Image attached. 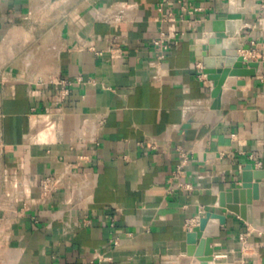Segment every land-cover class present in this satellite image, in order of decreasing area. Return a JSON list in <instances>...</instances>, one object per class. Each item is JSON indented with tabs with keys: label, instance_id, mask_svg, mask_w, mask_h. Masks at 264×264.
I'll return each mask as SVG.
<instances>
[{
	"label": "crops",
	"instance_id": "obj_1",
	"mask_svg": "<svg viewBox=\"0 0 264 264\" xmlns=\"http://www.w3.org/2000/svg\"><path fill=\"white\" fill-rule=\"evenodd\" d=\"M227 10L0 0V264H264V0L239 36L263 65L213 109L201 40ZM244 176L245 217L220 205ZM208 210L226 221L203 261L187 233Z\"/></svg>",
	"mask_w": 264,
	"mask_h": 264
},
{
	"label": "water",
	"instance_id": "obj_2",
	"mask_svg": "<svg viewBox=\"0 0 264 264\" xmlns=\"http://www.w3.org/2000/svg\"><path fill=\"white\" fill-rule=\"evenodd\" d=\"M254 2L255 0H244L243 2L242 0H228L227 13L223 16H216L212 20L210 37L207 38L208 34H205L201 40L207 48L202 51L203 72L208 79L213 81L211 90L213 98L211 108L213 109L228 102L229 98L235 94L236 87L244 84V80H236V77L255 76L263 65L260 60H245L244 56L239 53V49L243 47L239 41L243 14L251 11ZM251 186L250 177L244 176L241 188L233 190L235 200L240 194L241 207L224 201V196H229V192L220 194V205L245 217V210L252 203L249 190ZM263 196L262 192L259 197ZM254 197L257 198L258 195L255 194ZM225 221L226 217L223 214L210 210L200 216L198 223L187 233V253L203 261L212 260L214 248L211 243L214 237L219 235L220 224Z\"/></svg>",
	"mask_w": 264,
	"mask_h": 264
},
{
	"label": "rangeland",
	"instance_id": "obj_3",
	"mask_svg": "<svg viewBox=\"0 0 264 264\" xmlns=\"http://www.w3.org/2000/svg\"><path fill=\"white\" fill-rule=\"evenodd\" d=\"M3 206V204H2ZM6 222L3 214L0 215V255L5 251Z\"/></svg>",
	"mask_w": 264,
	"mask_h": 264
},
{
	"label": "built area",
	"instance_id": "obj_4",
	"mask_svg": "<svg viewBox=\"0 0 264 264\" xmlns=\"http://www.w3.org/2000/svg\"><path fill=\"white\" fill-rule=\"evenodd\" d=\"M168 37H169V36H168ZM154 44H156V45H160V44H161V40H160V39L154 40ZM164 46H165V45H164ZM256 54H257V53H254V56H256ZM257 57H258L259 59H261L262 61H264V52H262L261 54L258 53ZM53 183H54L53 181H48V180H46L45 183H44V187H47V186H49V184H53ZM100 259H101V260H108L109 258H108V257H104V256H102V257H100Z\"/></svg>",
	"mask_w": 264,
	"mask_h": 264
}]
</instances>
